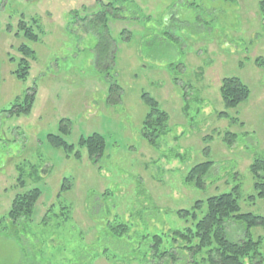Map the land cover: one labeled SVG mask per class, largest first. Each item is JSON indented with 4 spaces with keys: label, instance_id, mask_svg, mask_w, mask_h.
I'll use <instances>...</instances> for the list:
<instances>
[{
    "label": "rangeland",
    "instance_id": "rangeland-1",
    "mask_svg": "<svg viewBox=\"0 0 264 264\" xmlns=\"http://www.w3.org/2000/svg\"><path fill=\"white\" fill-rule=\"evenodd\" d=\"M111 1L0 0V264H204V251L172 240L194 224L177 212L235 187L240 213L264 218L250 172L264 159V0H120L107 14L116 54L105 71L95 67L88 17ZM22 45L34 59L19 80ZM232 77L250 95L226 110L219 88ZM111 83L121 88L113 103ZM28 90L31 109L7 112ZM143 94L168 115L156 147L141 136ZM226 133L236 135L229 147ZM93 134L105 140L96 161L79 145ZM204 162L213 164L204 187L187 185L188 171ZM32 189L41 196L31 217L2 219ZM118 225L127 227L119 236ZM225 230L231 241L245 237L242 222ZM250 236L261 238L264 264V229Z\"/></svg>",
    "mask_w": 264,
    "mask_h": 264
},
{
    "label": "trees",
    "instance_id": "trees-1",
    "mask_svg": "<svg viewBox=\"0 0 264 264\" xmlns=\"http://www.w3.org/2000/svg\"><path fill=\"white\" fill-rule=\"evenodd\" d=\"M120 0H112L106 4L105 9L101 12L91 15L89 18L90 31L94 33L97 39L95 47L94 63L99 70L108 71L114 65L115 61V44L108 29V12L117 10L116 5ZM260 9L264 13V2L260 3ZM23 36L35 41L37 36L32 30L21 23ZM23 55L20 60L19 69L14 71V75L19 80H24L28 73V59H34V52L25 45L19 48ZM262 63H259L261 65ZM119 85L111 83L107 86V93L110 96L108 102L113 103L112 95L118 96L120 91ZM220 98L226 110L235 109L241 103L246 101L250 95L249 89L238 78H225L221 81L219 88ZM143 102L148 107V112L141 125L142 138L152 147L158 145L160 137L168 133V115L159 109L155 100L148 95L141 96ZM34 100V92L29 93L22 99V105H15L9 113H27ZM219 117H228L225 112H220ZM50 142L56 148L72 151V147L67 145L58 137L49 136ZM236 141V135L226 133L223 142L231 146ZM79 145L85 147L91 160H98L102 157L105 149V140L98 134L81 139ZM212 162H204L193 166L184 178V182L192 185L194 188L201 189L204 187V179L211 170ZM250 172L254 179V191L256 197L264 199V159H255L250 165ZM238 187L232 192L220 194L207 198L204 202L196 201L190 211H178L177 215L183 219H191L194 223L193 228H186L182 231L172 232L174 242L180 239L185 246L184 250L192 254L205 252L202 259L204 264H262L263 256L260 252L261 238L253 239L250 236V230L256 227L264 229V218L252 214H241L237 201ZM41 193L38 189H32L22 195L16 196L7 215L2 218L17 223L21 219H29L32 215L35 204L40 198ZM255 196L249 199L254 200ZM228 221H237L245 224V237L239 241H231L227 238L225 225ZM120 228V229H119ZM127 230L124 225H118L113 229V233L119 236ZM153 248L156 250L162 240L154 236ZM163 257L169 255L168 252H162ZM161 256V257H162Z\"/></svg>",
    "mask_w": 264,
    "mask_h": 264
}]
</instances>
